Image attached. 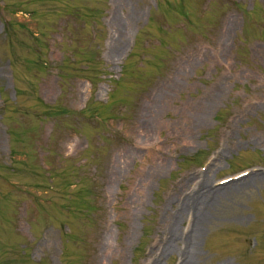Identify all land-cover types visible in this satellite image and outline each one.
<instances>
[{"label": "rangeland", "instance_id": "rangeland-1", "mask_svg": "<svg viewBox=\"0 0 264 264\" xmlns=\"http://www.w3.org/2000/svg\"><path fill=\"white\" fill-rule=\"evenodd\" d=\"M215 162L264 176V0H0V264H182ZM219 212L200 263L264 264V185Z\"/></svg>", "mask_w": 264, "mask_h": 264}, {"label": "bare ground", "instance_id": "bare-ground-1", "mask_svg": "<svg viewBox=\"0 0 264 264\" xmlns=\"http://www.w3.org/2000/svg\"><path fill=\"white\" fill-rule=\"evenodd\" d=\"M121 46L116 44L113 46L112 52L115 55H119L121 51ZM218 161V160H217ZM216 162L212 164L206 171L205 174L201 176L203 179L200 184L202 192L195 194L194 196H189L186 201L179 202V209L175 210L172 214V225L170 226L169 239L166 240V252H171L174 249L177 241L181 244V255L183 256L182 264H201V254L198 253V244L202 239L203 235L209 228L216 224L219 217V208L226 202H233L239 195L252 192L254 189L260 188L264 185V176L260 174L250 175L243 178L237 183L227 184L222 187L214 189L211 186L209 180V172L216 167ZM191 197V198H190ZM185 206L189 210H192V224L193 228L191 232L184 237L179 235L177 230V225ZM190 211H187V216H189ZM163 256V254H162ZM160 259V258H158ZM157 260V259H156ZM153 264H160L157 260Z\"/></svg>", "mask_w": 264, "mask_h": 264}]
</instances>
